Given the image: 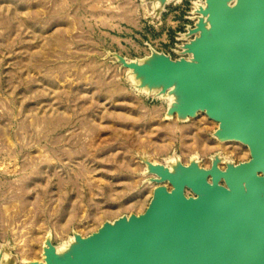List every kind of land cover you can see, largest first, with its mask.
I'll return each mask as SVG.
<instances>
[{"label":"rangeland","instance_id":"1","mask_svg":"<svg viewBox=\"0 0 264 264\" xmlns=\"http://www.w3.org/2000/svg\"><path fill=\"white\" fill-rule=\"evenodd\" d=\"M199 1L0 0L1 264L142 213L158 185L146 162L249 159L205 113L166 116L172 97L139 90L117 59L176 57Z\"/></svg>","mask_w":264,"mask_h":264},{"label":"water","instance_id":"2","mask_svg":"<svg viewBox=\"0 0 264 264\" xmlns=\"http://www.w3.org/2000/svg\"><path fill=\"white\" fill-rule=\"evenodd\" d=\"M204 1L176 57L117 59L139 86L174 88L168 113H205L218 124L214 136L245 145L249 159L224 168L219 157L209 167L178 162L174 171L146 162L158 185L142 213L74 234L62 254L48 239L44 262L32 264H264V0Z\"/></svg>","mask_w":264,"mask_h":264},{"label":"bare ground","instance_id":"3","mask_svg":"<svg viewBox=\"0 0 264 264\" xmlns=\"http://www.w3.org/2000/svg\"><path fill=\"white\" fill-rule=\"evenodd\" d=\"M205 2V1H204ZM205 7V6H204ZM204 7H199L198 8V10L200 9V8H204ZM199 17L200 18H202L203 20H205L206 19V17L205 16H203V15H201V14H199ZM152 59V56L151 55H147L146 56V58L144 59V60H141V61H149V60H151ZM141 61H133V62H138V63H140ZM131 70V72H132V74L134 75V79L137 81V87H138V89H143V88H145V89H147L148 91H157L159 94H165V93H167L168 95H170L171 97H172V101H171V103H170V105H168V107H172V106H174L175 105V103H177V100H178V94L175 92V90H174V88L173 87H171V88H169L167 91H165V92H161V90H159L157 87H152V88H150V87H148L147 85H144V86H139L140 84H141V77H138L135 73H134V71L132 70V69H130ZM166 116H176L178 119H181V120H185L186 119V117H184V116H181V115H178L177 113H174V114H170V113H168V111L166 110ZM218 128V127H217ZM227 141H230V140H226V141H219V142H227ZM249 151V150H248ZM177 161H175V163H173L172 165H171V168H168V167H166L165 165H163V164H161V163H152L151 162V164L152 165H163V166H165L167 169H169L170 171H174V169H175V165H177ZM220 163L221 162H219L218 163V166L220 167ZM201 167H203V166H201ZM147 169V171H149V167L147 166L146 167ZM220 168H222V167H220ZM150 174H153V175H155V176H157L155 173H150ZM164 183H166L167 185H165ZM159 185H163V186H165L168 190H170L171 189V185L167 182V181H165V182H162V183H160ZM154 190V189H153ZM186 192H187V190H185V194H186ZM152 195H153V192H152ZM136 215H138V214H136ZM128 217V216H127ZM48 239L49 238H46V241H45V247L43 248V256H44V252H45V249L47 248V242H48ZM75 243V237H74V239H73V241L68 245V247L66 248V249H64L63 251H57V249H56V251L59 253V254H62L63 252H65V251H68L69 250V248H70V246L71 245H73ZM44 258H45V256H44ZM44 258H43V261L42 262H44ZM34 262H41V261H31L30 262V264H32V263H34Z\"/></svg>","mask_w":264,"mask_h":264}]
</instances>
